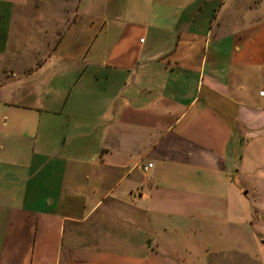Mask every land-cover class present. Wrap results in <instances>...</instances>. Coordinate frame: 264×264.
I'll use <instances>...</instances> for the list:
<instances>
[{
    "label": "crops",
    "instance_id": "0c3cea01",
    "mask_svg": "<svg viewBox=\"0 0 264 264\" xmlns=\"http://www.w3.org/2000/svg\"><path fill=\"white\" fill-rule=\"evenodd\" d=\"M10 1L0 264H198L264 179V0Z\"/></svg>",
    "mask_w": 264,
    "mask_h": 264
},
{
    "label": "rangeland",
    "instance_id": "374dc122",
    "mask_svg": "<svg viewBox=\"0 0 264 264\" xmlns=\"http://www.w3.org/2000/svg\"><path fill=\"white\" fill-rule=\"evenodd\" d=\"M76 1L40 0L37 2L47 3V6L52 9L66 8L67 18L70 19ZM25 3L27 5L19 7H33L34 1ZM43 6L45 5L40 4V7ZM11 7L12 1L0 0V9L3 11ZM260 8V13L263 14L264 4ZM9 22L7 15L0 16V34L4 35L3 29ZM230 209L234 223L222 224L220 234L200 231L204 225H195L197 229L189 237L190 244L193 245L190 251L195 255H190V258L197 260L198 264H264V179L259 181L245 179L244 184L241 185V195ZM221 216L224 217L225 213ZM224 218L229 219L230 216Z\"/></svg>",
    "mask_w": 264,
    "mask_h": 264
},
{
    "label": "built area",
    "instance_id": "2783aa9c",
    "mask_svg": "<svg viewBox=\"0 0 264 264\" xmlns=\"http://www.w3.org/2000/svg\"><path fill=\"white\" fill-rule=\"evenodd\" d=\"M260 96L264 97V88L260 91ZM153 166V163H148L147 165L143 166L144 172H147L151 167Z\"/></svg>",
    "mask_w": 264,
    "mask_h": 264
},
{
    "label": "water",
    "instance_id": "95a60500",
    "mask_svg": "<svg viewBox=\"0 0 264 264\" xmlns=\"http://www.w3.org/2000/svg\"><path fill=\"white\" fill-rule=\"evenodd\" d=\"M247 192H245V194H246Z\"/></svg>",
    "mask_w": 264,
    "mask_h": 264
}]
</instances>
